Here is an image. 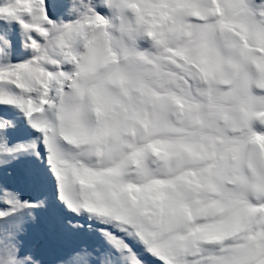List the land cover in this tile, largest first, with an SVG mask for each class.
Returning a JSON list of instances; mask_svg holds the SVG:
<instances>
[{"label": "snow or ice", "instance_id": "6c2138e0", "mask_svg": "<svg viewBox=\"0 0 264 264\" xmlns=\"http://www.w3.org/2000/svg\"><path fill=\"white\" fill-rule=\"evenodd\" d=\"M0 264H264V0H0Z\"/></svg>", "mask_w": 264, "mask_h": 264}]
</instances>
